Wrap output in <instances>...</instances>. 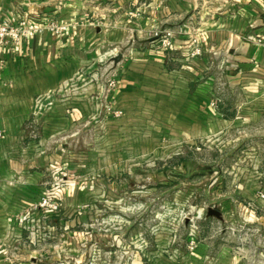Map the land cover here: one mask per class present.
I'll return each mask as SVG.
<instances>
[{
	"label": "crops",
	"instance_id": "crops-1",
	"mask_svg": "<svg viewBox=\"0 0 264 264\" xmlns=\"http://www.w3.org/2000/svg\"><path fill=\"white\" fill-rule=\"evenodd\" d=\"M22 19L64 30L0 46V264H252L241 234L250 225L264 234V201L257 199L264 192V0H0V21L15 25ZM165 32L173 35L168 49L161 46ZM193 39L202 50L198 57L191 55ZM115 73L117 85L110 89ZM214 98L220 100L216 109ZM93 118L111 135L116 157L108 169L118 190L141 169L151 181L145 154L199 151L195 143L217 137L226 138V153L239 144L246 182L219 201V219L201 207L200 226H179L177 218L163 231L146 226L142 233L121 216L136 210L117 209L106 241L105 226L97 219L89 224L92 214L77 212L104 200L88 187L103 184L105 166L97 163L101 179L96 173L91 180L88 162L72 160L66 146L83 136ZM170 158L157 172L161 185L221 173L212 162L181 157L169 166ZM62 172L67 175L54 188ZM52 188L62 229L37 243L20 218ZM137 195L145 202L151 194L113 193L111 199L134 201ZM140 206L135 214L145 212L146 204ZM190 234L197 238L192 252ZM121 249L127 251L122 263Z\"/></svg>",
	"mask_w": 264,
	"mask_h": 264
},
{
	"label": "rangeland",
	"instance_id": "rangeland-1",
	"mask_svg": "<svg viewBox=\"0 0 264 264\" xmlns=\"http://www.w3.org/2000/svg\"><path fill=\"white\" fill-rule=\"evenodd\" d=\"M94 119L95 118H93L92 121H89L90 124L88 125V128L85 129V133L81 138H75L72 142L66 141V146L68 150L73 152V156H75V159L72 160L88 162V171L93 174L90 175L93 176V179L91 180H96L97 175L100 176V173L98 172H100L101 169H96V164L102 163L105 166L102 171L104 172V177L102 178L103 184H97L98 186L92 184V187H88L89 192L97 191L103 193L104 200L97 202L93 201L86 207L77 209V212L84 210L85 213L89 212V214H92L89 216L91 220L89 224L95 225L97 219L98 223L104 225L106 241L111 240V221L109 220L112 215H117V209L121 212L124 210L126 211L127 209H131L132 212L136 210L137 212L141 208L140 204L145 203L146 210L142 213L144 215L135 214L136 212L131 214H120L125 221L131 222V226H136L137 229H139L138 232L142 233H144V228H146V230L148 229L146 226H153L158 228V231L159 229L163 231L165 227L174 225V220L177 218L179 226H185L187 223L195 226L199 224L200 226L201 224L198 223L199 219H196V216H198L197 212L201 207L213 208L216 210L224 209V204H221L219 201L223 198L230 197V194L240 192L246 182L244 175V173H246L245 166L241 167V160L243 159L241 156L243 155H241L242 149L239 144L235 146L232 151L228 150L226 153V151H223L225 149L226 138L217 137L215 141L201 143V145H205V148H201V150L199 147L202 146L199 145L198 142L195 143L196 145L194 147L198 148L199 151L177 147L174 149L173 153L153 152L151 154H145L146 160L152 163V168L150 169L152 175L151 181L148 182L147 177L146 179H143L144 172L146 175L148 172L147 170L141 169L135 173L137 176L132 181L126 179V184L121 190H118L116 187H113L114 184L112 183L113 179L111 178V170L108 169L113 158L116 157H113L115 154L112 152L111 135L110 133L106 134L107 131H105L104 134L102 132V125L96 124ZM101 121L102 119H100V122ZM163 142H166V140ZM154 143L155 141H152V145H154ZM226 148H228V146ZM120 155L124 156L123 154ZM141 157L143 158V155H140L135 160H142L140 159ZM166 157H171L169 160V166H176V162H178L181 157H184L189 161L194 160L201 164H210L212 162L220 166L221 173L220 175L216 174L211 180L207 179L206 176H204V178L202 176H194L193 178H180L178 180H173L175 183L172 185H161L160 182H162V179L157 175V172L163 170V167H161L160 164L165 162ZM68 159H70V157H68ZM231 167L233 169H231ZM231 172L234 173V178L233 175H231ZM96 173L98 174L96 175ZM99 176L98 179H101V176L100 178ZM229 176H231V179H229ZM133 192L136 194L148 193L151 195L145 202L140 201L139 195L135 197L136 199L134 198V201L127 200L117 203V201L111 199V194L113 193L131 194ZM176 195H178V198L173 200ZM59 203L60 202H58V204ZM247 203L249 205L253 204V202H244L243 205L247 206ZM59 206L61 205L59 204ZM96 212L98 213L97 217L95 215ZM43 213H47V211L43 210ZM43 215L45 217L48 213ZM77 216H79V214H77ZM61 219L62 212L60 207L59 215L46 218V222L47 225L55 227L59 234V230H61L59 228L61 226L59 220ZM53 220H56V222H53ZM102 220L104 223H101ZM36 222L37 220L34 221L35 224ZM62 227H64L63 223ZM133 231V228H131V232ZM24 232L30 237L29 232ZM228 232L230 234L233 233V227L230 225L228 226ZM243 232L246 233L241 234V244H247V246H243L241 249L245 250L246 258L252 261V264H262L264 261V234L259 230L257 231L255 225L247 226ZM127 233H124L122 236L126 242L127 240L129 241ZM235 237L236 240H238L239 235H236ZM53 238L55 237L51 236L44 242ZM106 251H110V249ZM125 252L127 251L120 250L121 263L126 260ZM106 255L108 254L105 252V256ZM259 259H261V261H259Z\"/></svg>",
	"mask_w": 264,
	"mask_h": 264
},
{
	"label": "built area",
	"instance_id": "built-area-1",
	"mask_svg": "<svg viewBox=\"0 0 264 264\" xmlns=\"http://www.w3.org/2000/svg\"><path fill=\"white\" fill-rule=\"evenodd\" d=\"M64 28L56 25L55 23H47L44 26H38L33 22H29L26 19H22L18 21L15 25H10L5 22L0 21V46H19L23 39L28 38L32 35H41L43 32L48 31L54 34H58L63 31ZM173 35L170 32H165L163 36H161V46L164 49H168L171 46V40ZM262 40H264V32L262 36ZM193 45V49L191 55L193 57H198L202 54V50L196 39L191 41ZM4 68V62L0 60V71ZM118 73H115L110 76L107 85L108 88L113 89L117 85ZM220 103L218 98H214L210 103L213 109H216ZM115 117L119 115V113L114 114ZM66 173H60L59 177L56 179L54 188L60 186V184L64 181L66 177ZM54 188L50 190H46L43 197L40 201L33 203L29 208L23 213V216L20 218L22 223V229L26 232H29L31 237H28L30 240H34L35 242H43L46 239L52 237H56L58 235V230L55 227L47 225L46 218L52 216H58L60 213V206L57 202V193ZM258 200L264 201V192H259ZM43 210H46L47 213H43ZM47 216V217H46ZM37 220L36 224L34 221ZM60 228V227H59ZM62 229V228H60ZM189 243L187 249L192 252L197 245V238L194 234H190Z\"/></svg>",
	"mask_w": 264,
	"mask_h": 264
},
{
	"label": "water",
	"instance_id": "water-1",
	"mask_svg": "<svg viewBox=\"0 0 264 264\" xmlns=\"http://www.w3.org/2000/svg\"><path fill=\"white\" fill-rule=\"evenodd\" d=\"M119 58H115L114 62H117ZM207 215L215 218H220V213L216 209L210 208L207 211Z\"/></svg>",
	"mask_w": 264,
	"mask_h": 264
}]
</instances>
